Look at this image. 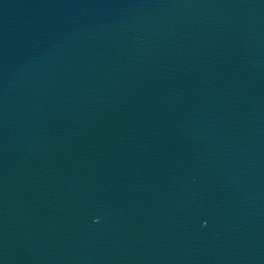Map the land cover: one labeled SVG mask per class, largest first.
<instances>
[{
	"label": "water",
	"instance_id": "water-1",
	"mask_svg": "<svg viewBox=\"0 0 264 264\" xmlns=\"http://www.w3.org/2000/svg\"><path fill=\"white\" fill-rule=\"evenodd\" d=\"M0 264H264V0H0Z\"/></svg>",
	"mask_w": 264,
	"mask_h": 264
}]
</instances>
